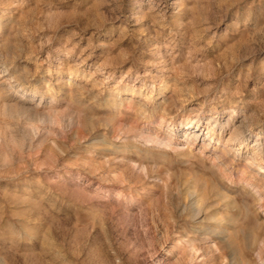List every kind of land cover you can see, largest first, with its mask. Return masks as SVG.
<instances>
[{
    "label": "rangeland",
    "instance_id": "374dc122",
    "mask_svg": "<svg viewBox=\"0 0 264 264\" xmlns=\"http://www.w3.org/2000/svg\"><path fill=\"white\" fill-rule=\"evenodd\" d=\"M262 143L264 0H0V264H264Z\"/></svg>",
    "mask_w": 264,
    "mask_h": 264
},
{
    "label": "bare ground",
    "instance_id": "6f19581e",
    "mask_svg": "<svg viewBox=\"0 0 264 264\" xmlns=\"http://www.w3.org/2000/svg\"><path fill=\"white\" fill-rule=\"evenodd\" d=\"M201 123V120L200 119H197L195 122H193V123H188L187 125H186V127H181V128H179L180 130H184L183 132H184V136H185V138H187L186 139V144H188V142H187V140H188V138H190L191 139V141H192V143L191 144H194V143H196V141L198 140H203L205 137H212V136H214V134H216L215 133V130L217 131V140H221V136H220V134H221V132H224L225 131V129H226V127H228L229 126V124H230V118L229 119H227V122L226 123H221V121H220V118H219V116H212V117H210V118H208V120L206 121V122H204L205 124H200ZM206 129L205 130V132H203V130L202 129H204V128ZM146 129V128H145ZM187 130H189V133H188V131ZM202 130V131H201ZM142 134H143V132H142ZM142 137H143V135H141ZM146 136H148V135H146ZM162 137V136H161ZM147 138V137H146ZM149 138V137H148ZM231 138L232 139H234L236 142H239V143H243V142H245V140H247V137L246 136H242V135H240V136H236L235 134H233V136H231ZM144 139H145V137H144ZM154 140H156V141H161V138H159V136L157 135V134H155V136H154V139H153V141ZM151 141V140H150ZM155 141V142H156ZM180 141V140H179ZM163 143V142H162ZM262 145H264L263 143H262ZM261 145V146H262ZM189 147V146H188ZM191 147V146H190ZM189 150H190V148H189ZM261 163V162H260ZM262 163H263V165H264V158H263V160H262ZM260 166V165H259ZM261 169V168H260ZM259 170V169H258ZM260 172V171H259ZM247 185V184H246ZM200 199V198H199ZM193 202V201H192ZM198 203V202H197ZM196 206H197V204H196Z\"/></svg>",
    "mask_w": 264,
    "mask_h": 264
}]
</instances>
